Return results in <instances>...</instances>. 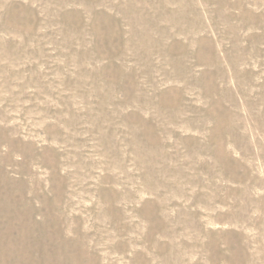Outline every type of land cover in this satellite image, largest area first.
<instances>
[{
	"label": "rangeland",
	"instance_id": "374dc122",
	"mask_svg": "<svg viewBox=\"0 0 264 264\" xmlns=\"http://www.w3.org/2000/svg\"><path fill=\"white\" fill-rule=\"evenodd\" d=\"M0 264H264V0H0Z\"/></svg>",
	"mask_w": 264,
	"mask_h": 264
}]
</instances>
